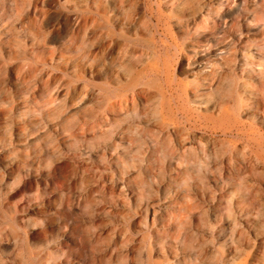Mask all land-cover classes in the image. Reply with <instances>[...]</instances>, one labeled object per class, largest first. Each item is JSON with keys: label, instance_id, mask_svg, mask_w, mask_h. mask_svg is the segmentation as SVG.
Segmentation results:
<instances>
[{"label": "rangeland", "instance_id": "rangeland-1", "mask_svg": "<svg viewBox=\"0 0 264 264\" xmlns=\"http://www.w3.org/2000/svg\"><path fill=\"white\" fill-rule=\"evenodd\" d=\"M0 264H264V0H0Z\"/></svg>", "mask_w": 264, "mask_h": 264}, {"label": "bare ground", "instance_id": "bare-ground-1", "mask_svg": "<svg viewBox=\"0 0 264 264\" xmlns=\"http://www.w3.org/2000/svg\"><path fill=\"white\" fill-rule=\"evenodd\" d=\"M186 57H187V59H188V62H189V64L190 65H194L195 64V58H193L191 55H189V54H186ZM178 84H180L179 82H178V79H175V78H171L170 79V86L171 87H175L176 85H178ZM188 85V86H187ZM186 85V88H185V92L186 93H188L189 91L188 90H190V84H187ZM196 86V85H195ZM195 86H193L194 88H195ZM192 92H193V90H192ZM180 111H184L182 108L181 109H179V110H177V112H179L180 113ZM178 113V114H179ZM186 113V112H185ZM185 113H184V119L181 121V122H173V132H175V133H177L178 134V130L180 131V128H183L182 126H184V125H186L188 122L190 123V121H191V119H190V117H188L187 115H186V117H185ZM178 114H176V116L178 115ZM183 114V113H182ZM172 118V119H171ZM171 118H169V121L171 120V121H173V120H175L174 119V117H171ZM177 120V119H176ZM166 121V120H165ZM168 121V120H167ZM167 123V122H166ZM165 123V124H166ZM168 123H170V122H168ZM171 124V123H170ZM167 125V124H166ZM169 125V124H168ZM184 129V128H183Z\"/></svg>", "mask_w": 264, "mask_h": 264}]
</instances>
